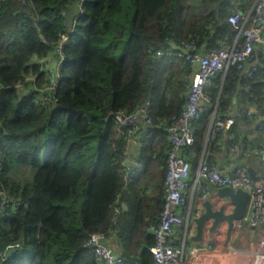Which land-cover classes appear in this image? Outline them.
<instances>
[{
	"label": "trees",
	"instance_id": "obj_1",
	"mask_svg": "<svg viewBox=\"0 0 264 264\" xmlns=\"http://www.w3.org/2000/svg\"><path fill=\"white\" fill-rule=\"evenodd\" d=\"M256 2L0 0V207L4 193L12 200L0 209V264H99L93 233L117 234L123 264H151L171 148L166 127L184 108L193 70L182 52L169 54L170 43L208 50L233 42L232 10ZM255 59L252 76L231 66L223 84L220 75L208 87L212 103L190 151L201 148L214 111L226 116L235 97L262 106L263 53ZM50 60L60 61V79L46 103L36 87L51 83ZM146 100L153 126L140 156L147 170L161 168L155 198L136 175L125 177L127 140L114 120ZM227 132L232 148L242 138Z\"/></svg>",
	"mask_w": 264,
	"mask_h": 264
},
{
	"label": "built area",
	"instance_id": "obj_2",
	"mask_svg": "<svg viewBox=\"0 0 264 264\" xmlns=\"http://www.w3.org/2000/svg\"><path fill=\"white\" fill-rule=\"evenodd\" d=\"M228 21L238 26L235 41H224L217 48L208 50H197L191 45L183 46L188 49V53L184 55L191 62L193 70L190 74V85L184 108L181 114L166 127L171 148L167 160L163 210L159 223L151 228L156 240V243L150 247L153 257L151 264H182L184 251L176 237V232L185 229L186 237L191 222L196 223L195 220L202 213L197 210L194 213L189 212L188 217L183 215V210L188 203L187 192L193 184L201 189L202 201L209 198L208 187L210 186L216 189L230 187L234 190L248 191L250 193L248 213L252 211V215L248 218L247 213L241 220L248 222L252 227L264 225V179L253 180L248 168L244 166L224 172L207 162L200 163L195 177H192L191 173L192 151L189 149L196 142L195 123L212 103V96L207 91L208 87L214 83L216 77L225 74L231 66L236 67L244 76H252L257 69L256 47L261 46L264 55V0H257L247 12L233 9ZM169 54L177 55L178 53L177 50H173ZM59 65L60 61L50 60L48 69H53L50 71L51 83L36 87L37 91L45 94L46 103H50L57 88L60 79ZM151 107V101L146 100L134 110H122L114 117L118 129L124 130L127 140L126 157L123 162L127 179L141 168V162H136L132 166L126 162V159L131 146L145 139L151 131L150 128L153 126ZM216 114L215 110L213 115L216 129L229 131L234 127L237 116L228 113L222 117ZM252 115V112L248 111L247 116ZM248 146V141L240 139L232 145L231 152L234 155H242L247 151ZM260 152L264 150L261 149ZM11 201L4 193L0 209L8 206ZM223 207L226 214L233 211L234 205L230 197ZM109 238L110 235L107 233H93L89 238V246L92 247L99 264H123L125 258L109 245ZM262 250H264V235H253L247 242L246 251L258 253Z\"/></svg>",
	"mask_w": 264,
	"mask_h": 264
},
{
	"label": "crops",
	"instance_id": "obj_3",
	"mask_svg": "<svg viewBox=\"0 0 264 264\" xmlns=\"http://www.w3.org/2000/svg\"><path fill=\"white\" fill-rule=\"evenodd\" d=\"M261 52L262 47H256L255 53L259 55ZM223 80L222 75V84ZM242 100L240 97L234 98L229 115L237 116L233 129L240 133L242 139L248 140V151L244 155H234L231 152V139H229L228 132L224 129H216V126L212 125L211 119L205 130L201 148L199 150L195 148L192 152V177L196 176L200 163L207 162L224 172L244 166L248 168V171L253 169L259 180L264 179V152H260L261 149L264 150V103L262 106L250 105ZM248 111L252 112V117L247 116ZM142 148V142H136L131 146L126 162L132 166L136 162L142 163L140 156ZM132 176H135L140 182H144L151 197L154 198L157 195L158 186L164 182L159 166L153 170H147L144 165H141V168L131 174ZM218 191L219 189L208 187L210 196L206 201H202L200 198L201 189L194 184L190 186L187 192L188 203L183 210V215L188 217L189 212L193 211L194 213L197 210L204 213L206 211L205 203L208 201L213 204L214 210L226 205L228 197L218 194ZM124 208L128 207L125 205ZM251 215L252 211L248 213L247 217L249 218ZM213 221V219L207 221L201 240H196L197 228L194 222H191L186 237L185 229L177 230L176 237L184 251L182 264H264V250L258 253L246 251L247 242L253 235H264V225L252 227L244 220H237L230 230L228 222L222 221L213 230ZM109 245L119 253L122 251L120 239L115 233L110 235Z\"/></svg>",
	"mask_w": 264,
	"mask_h": 264
},
{
	"label": "water",
	"instance_id": "obj_4",
	"mask_svg": "<svg viewBox=\"0 0 264 264\" xmlns=\"http://www.w3.org/2000/svg\"><path fill=\"white\" fill-rule=\"evenodd\" d=\"M79 12V5L78 3H74L71 8L67 11L66 17L68 18L69 22L72 23ZM174 50L180 51L183 54L188 53V49L176 44L175 42L170 43ZM212 125L214 124V115L212 118ZM249 174L253 180H258V177L255 175L253 169H249ZM218 194L225 195L231 198V201L234 205V209L231 213L226 214L225 208L221 207L218 210H214L213 204L208 201L205 203L206 211L202 213L196 220V228H197V235L196 240H201L205 231V226L208 220L213 219V230L222 222L227 221L229 224L230 230L234 227V223L237 220L243 219L248 213V205L250 201V193L243 189L234 190L230 187L221 188L218 191ZM18 248L16 246L9 247L5 255L10 256L14 253Z\"/></svg>",
	"mask_w": 264,
	"mask_h": 264
}]
</instances>
